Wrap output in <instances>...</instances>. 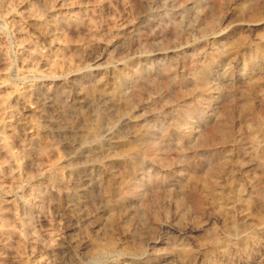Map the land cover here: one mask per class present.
<instances>
[{"label": "rangeland", "instance_id": "rangeland-1", "mask_svg": "<svg viewBox=\"0 0 264 264\" xmlns=\"http://www.w3.org/2000/svg\"><path fill=\"white\" fill-rule=\"evenodd\" d=\"M0 101V264H264V0H0Z\"/></svg>", "mask_w": 264, "mask_h": 264}, {"label": "bare ground", "instance_id": "bare-ground-1", "mask_svg": "<svg viewBox=\"0 0 264 264\" xmlns=\"http://www.w3.org/2000/svg\"><path fill=\"white\" fill-rule=\"evenodd\" d=\"M212 57H213V55H212ZM34 58V57H33ZM200 72V71H199ZM198 79V78H197ZM201 84V86H203V83L201 82L200 83ZM114 89V88H113ZM109 91V90H108ZM112 95V94H111ZM1 102V101H0ZM93 129V128H92ZM93 132V131H92ZM95 133V132H94ZM135 141V140H134ZM142 142V141H141ZM127 145V144H126ZM129 145V144H128ZM138 147V146H137ZM133 148V147H132ZM128 149V148H127ZM220 201V200H219Z\"/></svg>", "mask_w": 264, "mask_h": 264}]
</instances>
